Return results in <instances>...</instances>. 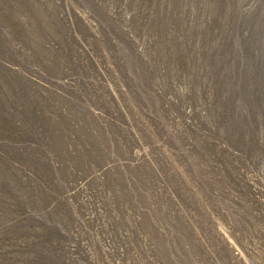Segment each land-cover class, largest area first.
Segmentation results:
<instances>
[{"label":"rangeland","instance_id":"374dc122","mask_svg":"<svg viewBox=\"0 0 264 264\" xmlns=\"http://www.w3.org/2000/svg\"><path fill=\"white\" fill-rule=\"evenodd\" d=\"M0 264H264V0H0Z\"/></svg>","mask_w":264,"mask_h":264}]
</instances>
